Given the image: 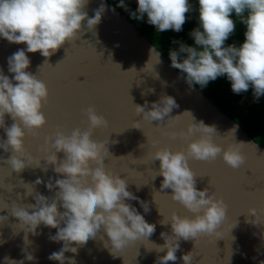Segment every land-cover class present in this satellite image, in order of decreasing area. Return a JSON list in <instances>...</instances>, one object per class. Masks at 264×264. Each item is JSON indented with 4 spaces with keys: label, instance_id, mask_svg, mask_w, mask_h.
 Wrapping results in <instances>:
<instances>
[{
    "label": "clouds",
    "instance_id": "clouds-1",
    "mask_svg": "<svg viewBox=\"0 0 264 264\" xmlns=\"http://www.w3.org/2000/svg\"><path fill=\"white\" fill-rule=\"evenodd\" d=\"M88 3L89 0H0V38L26 45L7 58L11 76L0 66V129L7 137L0 136V149L11 153L7 163L17 173L27 168H40L46 174L47 165H54L53 171L59 174L54 182L49 178L45 185L49 191H55L53 199L35 191L37 185L45 183L41 177L31 183L23 182L27 195L35 192V203L27 207L13 206L11 215L32 235L40 234L41 225L54 228L49 238L59 240V245L49 251L48 259H67L69 264L72 257H66L64 249L75 251L77 248V244L69 241L94 239L103 229L108 238L104 246L113 254L131 242L148 240L156 230V224L149 223L145 215L126 200L138 201L143 213L150 211L149 203L129 190L125 178L105 170L101 158L108 150L102 141L107 142L109 135L103 138L88 135L89 126L102 123L105 117L90 105H84L86 122L83 126L73 127L68 134L58 131L54 140L49 138L45 149L49 154L44 159L47 164L28 154L25 148V130L34 135L46 124L42 108L49 96L46 84L28 70L31 59L27 53L39 52L47 62L78 36L85 20L87 29H93L106 5L101 0L95 15L89 18L85 11ZM115 3L125 8L129 16L134 15L137 21L153 25L158 33L170 29L177 33L183 31L186 20L192 18L186 14L195 12L197 25L188 33L194 43L173 38L174 47L168 49L170 66L180 70V77L193 90L197 85L204 89L211 81L224 77L234 94L251 89L253 102H259L264 96V0H196L195 5L192 0H136L135 7H130L126 0H115ZM237 19L244 25V40L227 43L236 31ZM149 53L152 66L161 62V51L155 46L149 48ZM178 106L173 96L163 94L157 100L135 104V112L142 114L146 121L166 120L171 124L176 116L170 113ZM7 116L13 120L11 126L6 123ZM193 121L187 131L180 134L188 137L199 132L200 136L190 140L186 150L172 151L162 147L151 154L154 161L160 162L157 175L163 177L161 189L171 188V198L195 214L189 218L173 212L170 218L159 222L170 224L171 231L160 233L163 244L152 243L150 249L164 253L157 255L154 264L177 261L181 239L196 242L199 237L212 234L223 238L218 228L225 219L226 204L210 194L208 188L196 187V175L189 166V158L207 161L222 153L223 160L232 168H238L245 159L241 152L244 143H229L222 148L212 140L216 132L214 125L194 118ZM133 127L141 128L139 121H135ZM60 152L64 154L62 161L57 157ZM3 159L0 156V160ZM249 214L254 219L248 222L258 224L257 210L249 209ZM7 219L0 215V222ZM236 224L237 221L229 234ZM261 238L264 239V232ZM26 258L35 259L31 254ZM179 259L183 264H193V251L183 253ZM9 264L17 262L11 260ZM259 264H264V260Z\"/></svg>",
    "mask_w": 264,
    "mask_h": 264
},
{
    "label": "water",
    "instance_id": "water-1",
    "mask_svg": "<svg viewBox=\"0 0 264 264\" xmlns=\"http://www.w3.org/2000/svg\"><path fill=\"white\" fill-rule=\"evenodd\" d=\"M103 2L105 10L94 28L87 29L85 20L78 36L47 62L39 52L27 53L31 59L28 70L46 84L49 96L42 108L46 124L34 135L25 130L24 144L28 154L47 164L44 159L49 154L45 150L49 138L54 140L58 131L68 134L73 127L83 126L86 122L84 105H90L105 117L102 123L92 124L88 129L92 137L109 135L107 142L102 141L108 150L101 158L105 170L125 178L129 190L149 203L150 211L143 213L138 201L126 200L136 206L149 223H155L156 230L148 240L131 242L112 254L104 246L108 238L101 229L94 239L69 241L77 244V248L75 251L65 248V256L72 257L71 264H154L157 255H164L150 249L152 243H164L161 232L171 231L170 224L159 222L170 218L173 212L189 218L195 214L171 198V188L161 189L163 177L157 175L160 162L154 161L151 154L162 147L172 151L186 150L189 141L200 136L199 132L188 137L180 134L187 131L194 118L215 126L212 140L222 148L229 143H244L241 152L245 159L238 168H232L223 160L222 153L207 161L189 158V166L196 175V187L208 188L210 194L226 204V216L218 228L223 238L212 234L201 236L196 242L181 239L177 261H168V264H183L179 258L189 251L194 254L193 264H259L264 260V239L261 238L264 232V212L261 211L264 209V147L199 87L189 88L180 77V70L171 67L170 59L162 52L161 62L152 66L149 48L153 44L128 17L107 0ZM100 3L101 0H89L85 8L89 18L95 15ZM24 47L26 45L0 38V66L6 75H12L8 73L7 58ZM163 94L173 96L179 105L170 113L176 116L171 124L166 120L149 122L135 112V104L143 105L145 100H157ZM135 121H139L141 128L133 127ZM6 123L8 126L13 123L10 116L6 117ZM173 132L175 136L170 134ZM0 136L7 139L3 129H0ZM10 155L0 149V156L4 157L0 160V215L8 217L0 222V264H9L11 260L17 264L20 261L23 264H69L67 259H48L49 251L59 245V240L49 238L54 228L41 225L40 234L32 235L11 215L13 206L27 207L35 203V192L27 195L23 182L31 183L41 177L45 183L37 185L35 191L50 199L55 197V191L45 186L49 178L54 182L59 176L53 171L55 166L47 165L46 174L40 168H27L17 173L7 163ZM57 157L62 161L64 154L57 153ZM252 208L257 210L259 225L248 222L254 219L249 214ZM29 254L35 259L27 260Z\"/></svg>",
    "mask_w": 264,
    "mask_h": 264
},
{
    "label": "trees",
    "instance_id": "trees-1",
    "mask_svg": "<svg viewBox=\"0 0 264 264\" xmlns=\"http://www.w3.org/2000/svg\"><path fill=\"white\" fill-rule=\"evenodd\" d=\"M121 14L128 17L138 28L141 34L145 35L148 40L155 45L168 58L169 47L173 38L186 41L193 44L194 41L188 36L189 31L197 25L196 13L190 15L192 18L186 20L183 31L177 33L173 30H167L162 33L155 31L153 25L147 24L145 21H137L135 16H129L127 10L121 5L116 4L115 0H107ZM195 5L196 0H192ZM130 7H135L136 0H126ZM234 16V14H233ZM236 31L229 37L227 43L242 42L244 40V25L236 21ZM197 87H199L197 85ZM222 111L229 115L236 123H238L249 136L258 144L264 147V96L259 102H253L252 90L246 93L234 94L230 88V82L224 77H219L215 81H211L208 86L201 89Z\"/></svg>",
    "mask_w": 264,
    "mask_h": 264
}]
</instances>
